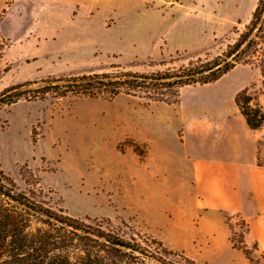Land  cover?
Here are the masks:
<instances>
[{"label": "rangeland", "instance_id": "rangeland-1", "mask_svg": "<svg viewBox=\"0 0 264 264\" xmlns=\"http://www.w3.org/2000/svg\"><path fill=\"white\" fill-rule=\"evenodd\" d=\"M258 1L0 0L5 182L54 212L135 238L147 264H264L240 214L197 207L192 170L205 156H256L264 166V125L251 129L236 103L247 90L264 105L256 66L237 63L210 83L132 90L66 82L165 74L222 56ZM54 80L65 86L41 91ZM26 217L30 232L55 234L40 216Z\"/></svg>", "mask_w": 264, "mask_h": 264}, {"label": "trees", "instance_id": "trees-1", "mask_svg": "<svg viewBox=\"0 0 264 264\" xmlns=\"http://www.w3.org/2000/svg\"><path fill=\"white\" fill-rule=\"evenodd\" d=\"M237 63L254 65L259 69L263 77L264 91V0L258 1L246 30L222 56L165 74L107 73L69 79L66 82L68 87L80 86L92 93L105 87H113L114 91H118L121 86H125L132 90L136 87L134 85L154 82L178 85L210 83L218 80ZM48 83L49 85L44 86L41 91L65 86L62 80ZM21 87L22 85L15 86L10 88V91H19ZM252 100L253 97L247 95V90L236 96V103L247 125L251 129H260L264 125V105H253ZM0 201L10 205L0 206V259L4 257L7 264H147L145 258L142 260L143 256L150 257L146 247L135 238L129 240L99 225L54 212L25 194L15 191L5 182L1 172ZM16 209H21L22 213H18ZM26 214L40 216L57 235L48 234L47 231L30 232ZM71 248L77 251L76 256L64 253ZM157 262L165 264L159 259Z\"/></svg>", "mask_w": 264, "mask_h": 264}, {"label": "crops", "instance_id": "crops-1", "mask_svg": "<svg viewBox=\"0 0 264 264\" xmlns=\"http://www.w3.org/2000/svg\"><path fill=\"white\" fill-rule=\"evenodd\" d=\"M256 156H205L193 161L196 205L203 210L238 213L246 225V243L264 254V166Z\"/></svg>", "mask_w": 264, "mask_h": 264}]
</instances>
